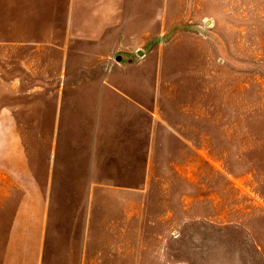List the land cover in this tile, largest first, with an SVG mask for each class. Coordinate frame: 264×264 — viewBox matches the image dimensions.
<instances>
[{"label": "rangeland", "instance_id": "rangeland-1", "mask_svg": "<svg viewBox=\"0 0 264 264\" xmlns=\"http://www.w3.org/2000/svg\"><path fill=\"white\" fill-rule=\"evenodd\" d=\"M43 264H264V0H0L7 198Z\"/></svg>", "mask_w": 264, "mask_h": 264}, {"label": "crops", "instance_id": "crops-1", "mask_svg": "<svg viewBox=\"0 0 264 264\" xmlns=\"http://www.w3.org/2000/svg\"><path fill=\"white\" fill-rule=\"evenodd\" d=\"M7 198L9 232L0 264H43L48 201L37 182L17 185Z\"/></svg>", "mask_w": 264, "mask_h": 264}]
</instances>
